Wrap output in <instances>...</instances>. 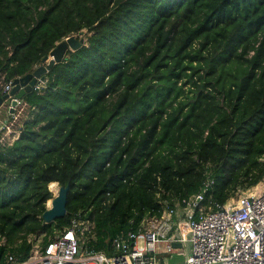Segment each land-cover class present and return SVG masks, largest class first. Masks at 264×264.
<instances>
[{
  "label": "trees",
  "instance_id": "1",
  "mask_svg": "<svg viewBox=\"0 0 264 264\" xmlns=\"http://www.w3.org/2000/svg\"><path fill=\"white\" fill-rule=\"evenodd\" d=\"M82 31L25 95L19 138L0 143L2 264L79 214L84 249L113 255L208 174L220 204L264 179V0H0V81ZM52 183L70 187L67 215L45 224Z\"/></svg>",
  "mask_w": 264,
  "mask_h": 264
},
{
  "label": "built area",
  "instance_id": "2",
  "mask_svg": "<svg viewBox=\"0 0 264 264\" xmlns=\"http://www.w3.org/2000/svg\"><path fill=\"white\" fill-rule=\"evenodd\" d=\"M43 86L36 84L34 89ZM0 88L4 95L10 94L13 81H0ZM12 99L2 106L11 117L0 118L3 146L12 145L21 133V128L16 129V116L25 103L20 101L11 113ZM213 186L208 174L200 193L166 202L160 217L148 216L137 231L114 239L113 255L84 249L83 239L93 226L79 214L69 228L42 246L35 242L37 236L31 235L29 257L20 262L9 254L4 264H264V179L249 193H237L226 204L208 196Z\"/></svg>",
  "mask_w": 264,
  "mask_h": 264
},
{
  "label": "water",
  "instance_id": "3",
  "mask_svg": "<svg viewBox=\"0 0 264 264\" xmlns=\"http://www.w3.org/2000/svg\"><path fill=\"white\" fill-rule=\"evenodd\" d=\"M83 31L79 33L82 36ZM84 39L80 41L77 40L75 36H72L65 41L58 44V46L51 51L50 55L44 59V65L38 67L34 73L27 75L24 78L16 79L13 82V89L10 94L5 95L0 98V109L2 108L5 101L9 100L12 97L11 101V110L13 113L15 108L19 106V102L23 101L25 95L30 93L36 84H41L46 82V74L52 70V68L57 64L62 62L65 58V55L68 50L76 51L83 44ZM59 185V184H58ZM51 191V189H50ZM70 187L59 188V193L51 201V207H48L43 214V220L45 224H50L56 221L57 219L64 218L67 215V201ZM53 193V191H51ZM175 247L180 248V244H176Z\"/></svg>",
  "mask_w": 264,
  "mask_h": 264
},
{
  "label": "rangeland",
  "instance_id": "4",
  "mask_svg": "<svg viewBox=\"0 0 264 264\" xmlns=\"http://www.w3.org/2000/svg\"><path fill=\"white\" fill-rule=\"evenodd\" d=\"M83 35L82 36H80L79 35V37H81L82 39H84V41L86 42V37H85V31H83ZM29 108L27 107V105L25 104L23 107H21L18 111H17V122H16V129H17V131H18V127H19V130H20V128L23 126V122L27 119V117H28V114H29V110H28ZM3 114V113H2ZM8 114H6V113H4L3 114V116L2 117H6ZM8 119H11V117H7ZM20 134V133H19ZM18 134V135H19ZM57 187H58V193H59V188H60V186L59 185H57ZM50 188V187H49ZM52 191V190H51ZM251 190L249 189V190H246V189H244V188H241L240 189V191L238 192V194H242V195H245L246 193H249ZM58 193H57V195H58ZM57 195H55L54 194V192H53V196L54 197H56ZM241 195V196H242ZM236 196V195H235ZM48 207H51V205H49L48 204ZM60 230H58V229H56L55 230V237H57V236H59V234H60ZM37 237H36V243H38V244H40L41 246L45 243V239L46 238H48V240L49 239H52V236L50 237V236H48L47 235V233H45V232H41V233H38L37 235H36ZM86 240H87V238L86 239H83V242H82V245H84V243L86 242ZM186 251H187V253H189L188 252V248H186ZM177 259H175V261H176ZM165 261H167L166 260V258H165ZM170 264H174V262H171Z\"/></svg>",
  "mask_w": 264,
  "mask_h": 264
},
{
  "label": "bare ground",
  "instance_id": "5",
  "mask_svg": "<svg viewBox=\"0 0 264 264\" xmlns=\"http://www.w3.org/2000/svg\"><path fill=\"white\" fill-rule=\"evenodd\" d=\"M57 183H52L50 184V189L54 192L55 195H57L58 193V187H57ZM49 205H51V201L48 202Z\"/></svg>",
  "mask_w": 264,
  "mask_h": 264
},
{
  "label": "crops",
  "instance_id": "6",
  "mask_svg": "<svg viewBox=\"0 0 264 264\" xmlns=\"http://www.w3.org/2000/svg\"><path fill=\"white\" fill-rule=\"evenodd\" d=\"M2 113H3V114L6 113L4 108H1V109H0V118H6L7 116H6V117H2V116H3Z\"/></svg>",
  "mask_w": 264,
  "mask_h": 264
}]
</instances>
